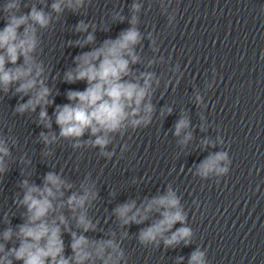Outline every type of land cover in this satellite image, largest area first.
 <instances>
[{
	"label": "clouds",
	"instance_id": "clouds-1",
	"mask_svg": "<svg viewBox=\"0 0 264 264\" xmlns=\"http://www.w3.org/2000/svg\"><path fill=\"white\" fill-rule=\"evenodd\" d=\"M90 3L91 0H52L49 5L47 0H39L38 7L25 0H4L0 5V16L5 22L0 28V93L5 96L11 93L20 100L27 97L25 102H17L13 109L15 114H33L39 109L36 123L48 129L38 137L44 145V157L52 156V146L66 140L71 142L73 150L98 149L101 157L111 160L116 137H124L129 130L147 128L157 115L153 96L161 80L150 70L158 61L148 59L144 63L139 50L145 39L139 27L143 6L140 0H132L130 17L126 18L122 9L112 14L113 21L124 23L127 19L128 28L120 31L115 39H106L99 47L74 57L75 66L64 72L63 81L68 84L84 82L86 87L68 90V103L55 104L53 89L48 83L50 69L40 58L42 30L50 29L65 11L77 14ZM161 6L164 12L168 11L165 0H161ZM175 19L173 11L167 16L169 26H174ZM96 27L95 23L80 20L74 31L87 35L69 44L79 48L94 44ZM147 39L152 52L156 53L160 47L157 39L151 33L147 34ZM142 63L144 70L135 67ZM201 101L202 97L197 94V104ZM53 105L58 134L52 131V118L48 113ZM171 113V107L159 111L160 116ZM189 127L187 116H181L174 125L173 135L180 138L183 134L178 140L180 146H186L193 139L192 132L186 131ZM86 135L88 139H84ZM223 143L220 137L215 143L209 139L202 142L203 146L212 147ZM17 144L15 136L0 134V177L9 172L12 149ZM127 150V144L120 147L121 154ZM20 160L24 164L21 175L25 178L18 185L22 196L16 193L13 203L24 210L20 216L22 222L12 226V219L4 213L6 227L0 232V264H129V256L122 246L130 235L128 229L150 220L151 223L141 227L135 235L142 247L159 248L162 243L168 249L181 242L185 246L192 242L193 231L186 226L187 213L181 197L171 185L164 194L145 198L139 205L134 199L116 205L111 216L119 231L109 229L96 238L86 234L99 230L98 222L89 214L99 199L97 181L87 174L77 186L60 172L48 171L42 185H38L28 178L32 174L31 160L25 156ZM231 163L226 150L210 153L193 174L202 180L220 178L229 173ZM155 214L159 218H154ZM177 224L181 226L173 231ZM65 234L71 238V254H66ZM183 260L184 257H177L176 264H183ZM188 264H208L205 252L199 248L194 250Z\"/></svg>",
	"mask_w": 264,
	"mask_h": 264
}]
</instances>
